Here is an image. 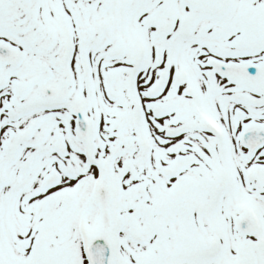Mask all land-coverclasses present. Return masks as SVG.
<instances>
[{
    "label": "snow or ice",
    "instance_id": "obj_1",
    "mask_svg": "<svg viewBox=\"0 0 264 264\" xmlns=\"http://www.w3.org/2000/svg\"><path fill=\"white\" fill-rule=\"evenodd\" d=\"M0 264H264V0H0Z\"/></svg>",
    "mask_w": 264,
    "mask_h": 264
}]
</instances>
